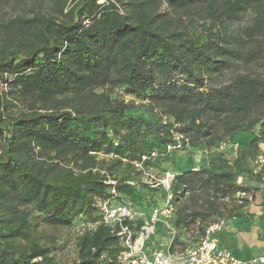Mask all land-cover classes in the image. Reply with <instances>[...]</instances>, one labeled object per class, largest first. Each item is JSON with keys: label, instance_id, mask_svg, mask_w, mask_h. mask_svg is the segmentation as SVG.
<instances>
[{"label": "trees", "instance_id": "trees-1", "mask_svg": "<svg viewBox=\"0 0 264 264\" xmlns=\"http://www.w3.org/2000/svg\"><path fill=\"white\" fill-rule=\"evenodd\" d=\"M51 3L0 16V264H59L52 231L98 221L99 200L150 213L156 191L165 193L134 180L142 157L156 168L241 134L250 147L264 144V71H250L264 67V0ZM114 90L147 102L151 118L132 114ZM175 136L181 148L167 152ZM237 164L218 154L208 168L172 173L171 225L198 223L200 236L222 218L247 191ZM117 231L81 229L70 264H118Z\"/></svg>", "mask_w": 264, "mask_h": 264}, {"label": "built area", "instance_id": "built-area-1", "mask_svg": "<svg viewBox=\"0 0 264 264\" xmlns=\"http://www.w3.org/2000/svg\"><path fill=\"white\" fill-rule=\"evenodd\" d=\"M107 1L98 0V4H103ZM154 112L155 114L158 113L157 110H154ZM159 115L161 114L158 113ZM162 119L164 120L165 117L162 116ZM175 139L178 143L175 146H167V152L181 148L180 141L183 138L175 136ZM184 141L187 142L186 140ZM155 156L154 152L151 153V157ZM106 158H112V155ZM145 160L146 157H142L141 162ZM141 162L134 161L133 166L143 174V184L151 189H160L165 193L162 203L151 209L149 218L139 214L130 204H121L113 198H107L97 201V208L101 213V218L94 223L81 224L82 229L87 228L88 230H92L100 224L112 229H118L117 236L121 239L123 245V251L117 257L118 264H264V254L248 260H242L235 257L228 249L219 246L216 234L224 226V218L206 224L202 235L198 236L192 245L186 246L175 255L168 254L162 249L149 247V240L155 234L156 226L159 222H162L168 230L174 233L171 220L175 206L171 203L172 195L170 193L174 175L169 172L161 177L153 175V173H149L150 170L141 165ZM255 169L254 173L260 176L264 187V152L261 153L256 162ZM127 183L135 186L132 181ZM107 184L112 186L110 194L116 197L117 194L113 187L115 181L108 179ZM246 196L248 194L245 192L237 193L240 204ZM137 220H141V225L136 230L132 229L130 225H124L125 222L135 223ZM184 230H187V228L185 227Z\"/></svg>", "mask_w": 264, "mask_h": 264}, {"label": "crops", "instance_id": "crops-1", "mask_svg": "<svg viewBox=\"0 0 264 264\" xmlns=\"http://www.w3.org/2000/svg\"><path fill=\"white\" fill-rule=\"evenodd\" d=\"M246 136L245 140H242L240 135L237 136L219 153L229 165L233 163L232 159H236L235 162L238 163L242 161L241 168L237 167L240 174L236 178V183L247 189L245 193L248 196L244 197L240 204L236 194L232 202L227 203L226 209L222 210V218L225 219L224 226L216 234L219 246L228 249L235 257L242 260L264 254V187L260 176L254 173L256 170L254 163L258 161L261 153L264 152V144L250 147L247 145L249 137ZM234 144L237 145L238 157L235 156ZM245 160H247L248 165H244ZM142 214L145 215V213ZM149 215H145V217ZM198 228V223L189 226L187 230L173 227V233L162 222H159L148 246L175 255L196 241Z\"/></svg>", "mask_w": 264, "mask_h": 264}, {"label": "rangeland", "instance_id": "rangeland-1", "mask_svg": "<svg viewBox=\"0 0 264 264\" xmlns=\"http://www.w3.org/2000/svg\"><path fill=\"white\" fill-rule=\"evenodd\" d=\"M51 5H52L51 0H0V16L6 15L7 17L8 16L13 17L18 13H20L23 9H27V8L28 9L34 8L35 10L38 9L41 10L42 12H46L49 11V7ZM251 17H253V13L252 12L247 13L246 16L242 19L240 25H244L248 23ZM250 71L252 72L256 71L258 74H260L264 71V67L252 65ZM241 72H246L244 71L243 67L238 68L233 72L227 73L225 77L222 79V81H229L231 78L234 77L235 73H241ZM114 94L118 98L123 99L127 103L133 102L132 104L133 107L130 110L131 113L134 114L135 116H142L147 119L151 118L150 108L147 102H141L134 100L130 97L123 96L122 92L119 90L118 91L114 90ZM156 115H158V113ZM240 137L242 138V140H245L247 138L245 134H241ZM227 144L228 143L225 144L222 143L218 148L214 147L213 149L208 147H199L198 149L192 150L191 152H185V153L177 152L175 155H173L172 159H169L167 163L165 162L164 164L159 165V167L156 166V168L147 167L146 169L150 170L149 173L151 174L153 173V175L161 177L165 175V173H167L168 171H170L169 173L172 174V173H179L186 169L199 170V169L208 168L214 162L215 156L218 155L220 151H222V149H224V147L227 146ZM234 146L236 149L235 156L238 157L239 153L237 151V145L234 144L233 147ZM235 160L236 159L234 160L232 159L231 161L235 162ZM241 162L240 163L237 162L238 163L237 167L241 168L242 166ZM255 163L254 165L256 168ZM244 165H248L247 160H245ZM237 167L235 168L236 172H238ZM137 172L139 173V175L138 176L133 175V178L138 182V184H143L144 176L141 173V171H137ZM136 181H132V182L136 184L137 183ZM164 196L163 193H160V191H156V194L154 195V200H152V202L154 201V205L156 206L160 205L162 203V200L164 199ZM152 202L150 201V203ZM144 206L146 205L144 204ZM136 211L139 214H142L146 210L143 211L141 208L139 209L136 208ZM148 214L150 213H145V215ZM146 218H149V216H147ZM80 223L81 222L76 220L72 225V227L69 229L61 228L52 231L58 238V244L62 245V249L59 252H57L55 255L56 260L59 264H70L75 258L74 244H75V238L79 234V231L82 229Z\"/></svg>", "mask_w": 264, "mask_h": 264}]
</instances>
